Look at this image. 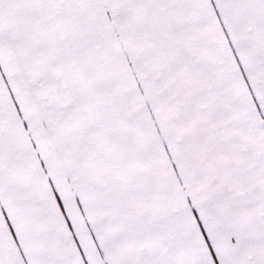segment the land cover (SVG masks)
<instances>
[{"label":"snow or ice","instance_id":"1","mask_svg":"<svg viewBox=\"0 0 264 264\" xmlns=\"http://www.w3.org/2000/svg\"><path fill=\"white\" fill-rule=\"evenodd\" d=\"M0 264H264V0H0Z\"/></svg>","mask_w":264,"mask_h":264}]
</instances>
